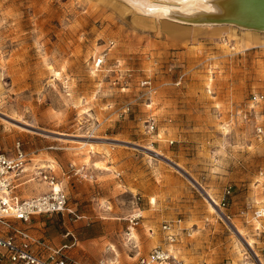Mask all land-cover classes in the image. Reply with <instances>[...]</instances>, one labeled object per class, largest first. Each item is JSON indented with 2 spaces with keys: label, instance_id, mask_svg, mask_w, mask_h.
<instances>
[{
  "label": "rangeland",
  "instance_id": "374dc122",
  "mask_svg": "<svg viewBox=\"0 0 264 264\" xmlns=\"http://www.w3.org/2000/svg\"><path fill=\"white\" fill-rule=\"evenodd\" d=\"M137 7L0 0V146L13 155L20 141L27 156L14 192L49 191V181L29 177L42 167L81 219L125 224L119 248L168 247L161 225L169 222L178 234L169 248L186 262L244 264L247 250L264 264L255 229L264 217H254L264 210V137L255 131L264 101L248 107L252 93H264V33ZM228 186L226 206L217 205ZM99 192L110 203L96 206ZM133 213L142 218L129 239ZM143 220L152 221L142 240Z\"/></svg>",
  "mask_w": 264,
  "mask_h": 264
},
{
  "label": "built area",
  "instance_id": "2783aa9c",
  "mask_svg": "<svg viewBox=\"0 0 264 264\" xmlns=\"http://www.w3.org/2000/svg\"><path fill=\"white\" fill-rule=\"evenodd\" d=\"M109 41V46L112 45ZM105 61V54L99 55L94 64L96 67L103 64ZM264 101V93H252L249 99L248 107L253 109L254 106ZM147 131L153 132L155 128L154 121L148 122ZM255 131L259 138L264 137V123L256 122ZM15 151L13 155L7 154L0 146V226L8 229L7 234L0 233V249L3 252L0 259L5 258L12 264H65V256L60 254V249L53 248L45 244L43 241L34 239L26 228L18 227L15 222L21 221L23 223L29 222L35 215H51L67 213L73 216L72 219L79 220L82 215L74 213L68 202V196L65 190L54 183L51 176L44 173L42 167L34 166L29 172L30 179L42 178L49 181L50 189L42 194L31 197L20 198L15 192L14 188L18 185L17 181L21 174L25 173V166L27 164V156L25 151L21 148L20 141L15 142ZM85 168L81 167L78 172L82 175L92 178V175L85 173ZM231 195V187L228 186L217 205L226 206L227 200ZM256 220L264 217V210L259 209L255 211ZM142 218L140 213L131 214L127 221L126 235L131 237L132 229L138 225ZM258 233L264 239V229L255 227ZM161 231L164 233V240L167 245H172L177 240L176 225L165 222L161 225ZM48 250L49 254L46 258L36 253L33 245ZM254 255L256 253L252 250ZM244 264H256L250 252H244ZM135 264H191L177 257L169 247L157 245L150 249L145 254H139Z\"/></svg>",
  "mask_w": 264,
  "mask_h": 264
},
{
  "label": "crops",
  "instance_id": "0c3cea01",
  "mask_svg": "<svg viewBox=\"0 0 264 264\" xmlns=\"http://www.w3.org/2000/svg\"><path fill=\"white\" fill-rule=\"evenodd\" d=\"M92 199L96 206H101L103 202L110 203L102 192ZM149 221L152 220H143L142 227L136 231L142 240L146 237L144 224ZM15 224L26 228L34 239L43 241L53 248H61L60 254L65 256V264H135L139 254H145L152 248L150 241L141 247L136 240L132 241V245L127 247L123 245L119 248L116 245V237L125 228V224L119 219L74 220L69 219L65 213H56L35 215L29 222L16 221ZM0 233L7 234L8 229L0 226ZM161 233L164 239V233L162 231ZM149 235L152 236L153 233L149 232ZM160 245L167 247L164 242H160ZM33 249L44 258L49 254L48 250L38 247L37 244L33 245ZM2 252L0 249V255ZM0 264L12 263L2 258Z\"/></svg>",
  "mask_w": 264,
  "mask_h": 264
},
{
  "label": "water",
  "instance_id": "95a60500",
  "mask_svg": "<svg viewBox=\"0 0 264 264\" xmlns=\"http://www.w3.org/2000/svg\"><path fill=\"white\" fill-rule=\"evenodd\" d=\"M210 11L179 20L198 25H235L264 32V0H210Z\"/></svg>",
  "mask_w": 264,
  "mask_h": 264
},
{
  "label": "bare ground",
  "instance_id": "6f19581e",
  "mask_svg": "<svg viewBox=\"0 0 264 264\" xmlns=\"http://www.w3.org/2000/svg\"><path fill=\"white\" fill-rule=\"evenodd\" d=\"M132 4L138 5V9H140L145 14H158L164 17L173 19L175 21L183 22L179 20V17H187L196 14L197 12L202 11H210L212 9V5L210 0H129ZM172 2H178L176 4V8H172ZM169 6V7H167ZM148 11V12H146ZM198 25V24H193ZM246 29V28H243ZM251 31H256L252 29H247ZM260 32V31H256ZM264 33V32H262ZM134 229H132L133 231ZM132 237V232H131ZM248 247L251 248L249 243H246Z\"/></svg>",
  "mask_w": 264,
  "mask_h": 264
}]
</instances>
